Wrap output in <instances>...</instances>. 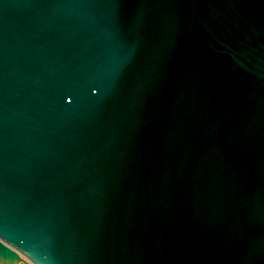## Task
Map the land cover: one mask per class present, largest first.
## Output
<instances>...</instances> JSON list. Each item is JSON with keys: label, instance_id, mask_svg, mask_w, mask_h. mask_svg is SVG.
Wrapping results in <instances>:
<instances>
[{"label": "water", "instance_id": "95a60500", "mask_svg": "<svg viewBox=\"0 0 264 264\" xmlns=\"http://www.w3.org/2000/svg\"><path fill=\"white\" fill-rule=\"evenodd\" d=\"M21 260L264 264V0H0Z\"/></svg>", "mask_w": 264, "mask_h": 264}, {"label": "bare ground", "instance_id": "6f19581e", "mask_svg": "<svg viewBox=\"0 0 264 264\" xmlns=\"http://www.w3.org/2000/svg\"><path fill=\"white\" fill-rule=\"evenodd\" d=\"M19 264H24L23 261L21 260Z\"/></svg>", "mask_w": 264, "mask_h": 264}]
</instances>
